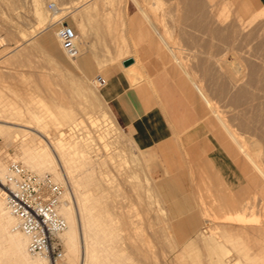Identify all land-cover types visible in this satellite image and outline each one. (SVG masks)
<instances>
[{
  "label": "rangeland",
  "instance_id": "rangeland-1",
  "mask_svg": "<svg viewBox=\"0 0 264 264\" xmlns=\"http://www.w3.org/2000/svg\"><path fill=\"white\" fill-rule=\"evenodd\" d=\"M32 1L0 0V123L21 122L18 117H22L21 114L27 116L25 113L30 110L37 112V120L45 113L42 116L44 122L42 119L39 121L43 123L39 128L43 131L48 128L56 142L60 137L55 132V124L66 127L75 113L89 131L93 127H104H100L104 129L102 138L96 137L100 131L89 133H94L95 140L102 144L99 150L102 161L93 162L94 173L100 177L106 174L110 188L105 190V194L110 196L109 199L116 198V203L122 205L117 208L116 204V213L132 214L136 233L144 232L141 238L145 243L142 239L140 243L148 253V256H139L131 252L129 243L124 241V247L130 248L127 250L125 247L124 251L129 263L264 264V234L253 230L264 220V179L248 159L233 157L232 153L240 152V149L208 108L209 103L220 104L218 107L229 118L227 121H235L232 124L241 131L244 129L242 135L247 138L248 129L247 132L243 127L240 129L239 120L244 113L249 117L250 112L246 109L243 112L244 100L234 105L231 102L234 91L228 92L225 73L229 65L232 67L244 62L241 57H245L248 49L257 53L263 50L261 53L264 54V33H258L260 27H264V18H257L244 30L241 28L257 15L264 6V0H43L46 10L42 14L35 13ZM49 2L57 3L60 8L55 17V11L48 7ZM144 9L146 15L142 12ZM59 19L68 21L79 33L81 54L76 58L67 55L56 35ZM137 29L146 31L148 35H132ZM46 35H49L48 40L44 39ZM132 38L135 41L130 42ZM150 38L164 48L169 59L167 68L185 94H182L183 102L190 112L197 114L194 116L196 121L187 129L172 128L169 137L156 141L148 139V145L143 146L136 131L122 123L106 98L103 86L107 84L111 71L123 68L121 61L131 54V43L137 48L138 43H152ZM170 45L174 46V54L178 51L179 59L182 57V63L193 76L182 69L177 62L178 56L174 57L169 49ZM84 55L89 56L88 61H83ZM135 56L138 60L137 52ZM126 69L136 75L131 73L133 83L144 78L135 64ZM97 75L105 78L103 86L96 85ZM222 85L223 93L219 95L217 92ZM10 115L13 120H10ZM93 119L99 123L92 122L95 121ZM17 125L10 129H18ZM258 125L254 124L259 128ZM112 135L118 136L115 143L111 142ZM23 138L28 144L44 143L41 138L31 135ZM3 139L0 136V159L5 167L10 160L26 164L22 158V139ZM206 141L214 146L206 144ZM263 150L259 154L261 161L264 160ZM78 160L76 154L74 159L67 161L66 164L71 163L65 164V168L70 167L63 169L62 174L65 175L66 188L71 192L76 214L80 217L71 183V178L81 176ZM26 166L29 167L28 164Z\"/></svg>",
  "mask_w": 264,
  "mask_h": 264
},
{
  "label": "bare ground",
  "instance_id": "bare-ground-1",
  "mask_svg": "<svg viewBox=\"0 0 264 264\" xmlns=\"http://www.w3.org/2000/svg\"><path fill=\"white\" fill-rule=\"evenodd\" d=\"M42 1L43 0H33L32 1L31 5L34 8L35 13L42 14V11L46 10V9L43 8V3L44 2H42ZM135 2H137V1L135 0ZM139 4H141V3H139ZM138 7H139V5H138ZM59 9L60 8L58 7V9L55 10L56 14L54 15V17L57 15V12H59ZM145 11H146L145 9L142 10V12H144V14L146 15ZM256 14L257 15H255L253 18H251V20L249 22H247V24H242L241 28L243 30L246 27H248V25L250 23L254 22L257 18H264V6L262 8H260V10ZM74 16H76V15L74 14ZM146 17L148 18L149 16H146ZM52 18H53V16H52ZM77 19H78V17H77ZM150 21H151V19H150ZM43 22H44V20H43ZM263 25H264V23H263ZM262 27H260L261 30H260V32H258L259 34H263L264 33V27L263 28ZM258 28H259V26H258ZM257 30H259V29H257ZM191 31H192V29H191ZM159 32H161V31H159ZM238 33H240V32H238ZM256 33H257V31H256ZM48 38H49V35L44 36L45 40H48ZM200 41H202V40H200ZM167 44H168V42H167ZM168 47L173 53L174 50L172 49V47H174V46L171 47V45H170ZM261 51H263V50H261ZM261 51H260V53H261ZM177 52H176V54L173 53L174 57L178 56ZM242 53H245V51L242 52ZM260 53L259 52L258 53L257 52H253L252 49L251 50L248 49L246 51V55H244L245 56L244 58L241 57V55H240L242 60L244 59V62L242 64L241 63L238 64L237 66L234 65L232 67H229L230 66L229 65L228 68H227L228 70L226 69L227 71L225 73L227 75L226 77H228V89H229L228 92H230V90H231V92L234 91L233 97L231 96L233 99L230 97V99H232L231 102L234 105V103L238 104V102L244 100L245 102L244 101L243 102H244L245 108H243L244 106L242 107V109H244L243 112H245V109L250 112L249 117L246 116L247 114L245 115V113H244V115L242 116V118L240 120H239V118L238 119L236 118L237 120H239V125L241 126L240 129H242V127H243V128L246 129L245 130L246 132H247V129H248L247 138H245L242 135L244 129H242V131H241V130L238 129L239 127L236 128L234 126V124H232L235 121L234 122L231 121L232 123H229L230 122L229 120H228L229 122L227 121V119H229V118H226L223 110L218 107L220 105L219 103H218L219 105H216L214 103L213 104L209 103L208 108L210 109L211 113H213L217 117V119L219 120L220 124L222 126H224V128L227 130L228 134L231 137L230 139H232L234 141V143L240 149V152L232 153L233 157H234V155H236V156H238V159L240 157H244V159H248V161L253 165V167L256 169V171H258L260 176L264 179V164L262 163L264 160L261 161V159L259 158L260 157L259 154L260 155L262 154V152H261L263 150L262 147L264 148V54H262L263 52L261 54ZM231 54H233V53H231ZM235 54H236V56H238V54L236 52H235ZM187 58H189V57L187 56ZM177 60H178L177 62H180V66H182V69L186 71V74H189L190 71L187 70V68L185 66L186 64L182 63V60H183L182 57H181V59H179V56H178ZM186 60H188V59H186ZM239 60L242 61L241 59H239ZM240 61H237V62H240ZM96 78H95L96 85L99 86V84L96 81ZM105 82H106V80H105ZM199 86H198V88H199ZM200 90H202V88H200ZM201 92L203 93V91H201ZM217 93L219 95H222V93H223V85L219 88ZM226 94H228V93H226ZM40 100H41V98H40ZM207 101H208V99H207ZM32 109H34V108H32ZM240 110H238V111H240ZM238 111L236 113H239ZM19 112L21 113V111H19ZM35 112L33 110L32 111L30 110L28 112V114L25 113L27 116L21 114L22 117H20V116L18 117V120L20 119L21 122H18V123H15L14 121H5L6 120L5 119L4 120L5 122L3 121L4 123H0V136L4 137V139H6L8 141H9L10 138H13L14 140H17L18 138L19 139L21 138L22 139L21 141H23V140L25 141L26 138H23L24 135H31V136H33L35 138H41L42 140H44V143H42L43 145H36V144H31V143L28 144V143H26L24 141L21 142L23 144V148H24V151H22L23 152L22 158H23L24 162L26 164H28V166L30 167V168L28 167L29 169H31V170L37 169V171H40V173L35 171V170H33V171H35V172H37L39 174H43L44 171H45L44 173L49 172V173L53 174L54 178L57 181L61 182V183H64V176L65 175L63 176V174H62L63 169L67 170L70 167L69 166L68 168H65L66 162L71 160V159H74V156H76V154L79 156V160L78 161H79V165H80L79 168H81L80 169L81 170L80 171L81 172V176L78 177V178H74V177L71 178V181H72L71 183H72V188L74 189V193H75L76 200H77V203H78V210H79L80 217H78L77 214H76V210H75V207L73 205V200H72L71 195H70L71 192H69L68 189L66 188L65 189V193H64V197H63V204H62V206L60 208V211H61L62 215L65 217V219L67 221L66 229L64 230V232H62L60 234V238H61V240L63 242V245L66 248V253L64 254V258L60 262H58V264H131V261L129 263V261H127V257L124 255V254L127 253V252L124 253L125 247H126V246L124 247V245H123L124 241H127L129 243L130 248L132 249L131 252H134V253H136L139 256H148L147 255L148 254L147 253V249H145V247H143L142 244L140 243L141 239L143 238V237L141 238V236H144V234L142 235V233H144V232H142L141 234H137L136 233V229H135L136 225H133V220L131 219L133 216H131L132 215L131 213H130L131 214L130 215V214H118V213L115 212L114 209H117L119 204L116 203L117 202L116 198L115 199H109L108 197H110V196L105 194V190H108L110 188V187L108 188V183H106V179H107V178H105L106 174H105V176L100 177V176H98V175H96L94 173L93 162L98 160L97 162L101 163V161H102L101 158L99 159V157H100L99 150H100V147H102V144L100 145V142L95 140V139H97L99 137L102 138V135L104 133V129L103 130H101V129L104 128V127L103 126H100L102 128H100L99 126L93 127L94 123H97L96 120H99V119L98 118L96 120L93 119L95 121H92V122H94L93 126H91V127H93L92 131L87 130L88 128H86V127H84L82 125V118L80 119V116L75 118V119H73L71 122H69L66 125V127L57 126V124H55V121H54L53 124L56 125L55 132L57 131V133H58V135L60 137L59 140L56 142V141L53 140V137L51 136L52 132H49L48 128H47V130L45 129L44 131L41 128H39V124L44 122V120L42 119V116L45 113L42 112L43 114L40 117L43 120L42 121L41 119L40 120L36 119L35 114L37 115V112L36 113ZM240 112H242V110ZM243 112L241 114H243ZM238 115H239V117L241 116L240 113ZM238 115H237V117H238ZM7 116H8V111H7ZM3 117H5V116H3ZM10 118H11L10 120L14 119L13 117H11V115H10ZM39 121H42V122H39ZM47 121H49V120L47 119ZM57 121H58L57 123H60L58 119H57ZM111 121H114V120H111ZM22 122H24V123H22ZM237 123H235V124H237ZM257 123H259V125H258L259 128L255 127L257 125L254 126V124H257ZM15 124L22 125L24 127H21V126L18 127V125H17L16 128H18V129H14L12 131L10 128L13 127V126L15 127ZM32 124H35V126L32 127L31 126ZM53 124H52V126H53ZM113 125H114V123H113ZM43 127H45V126L43 125ZM47 127H50V126H48V124H47ZM91 127H90V130H91ZM93 130L100 131V133H99L100 135L99 134H97L98 136L96 135L97 138L95 136H94L95 138L93 137V135L96 134V132L93 131ZM251 130H253V131H251ZM256 130H258L259 133H257ZM117 131L118 130L116 129V132ZM91 132H94L95 134L93 133V135H90L89 133H91ZM112 136H113V138L111 139V142L115 143V139L118 136H114V135H112ZM112 136H110V138ZM4 139H3V141H4ZM203 139H204V137H203ZM55 140H56V138H55ZM8 141H6V142H8ZM27 141H28V139H27ZM107 143L105 145L104 144L103 145L107 146ZM193 144L195 145V143H193ZM206 144L211 145L212 143L209 144L206 141ZM108 145H109V143H108ZM65 146L69 149L68 151H66ZM104 146H103V148H105ZM192 148H193V146H192ZM121 154H122V152H121ZM2 161L3 160L0 159V178H4L6 173H7V171H8V165L6 166L7 167L6 168L5 165H4V162H2ZM10 161H17V160H10ZM26 164H24V165H26ZM114 164H115V162H114ZM74 167H75V164H74ZM71 169H72V167H71ZM75 169H73V170H75ZM117 170H119V169H117ZM68 171H67V173H68ZM121 172H123V170ZM77 174L79 175V173H77ZM130 179H132V178L130 177ZM248 181H250V180H248ZM109 182H110V179H109ZM130 182L132 183L134 181H130ZM141 185H142V183H141ZM139 190H141V189H139ZM146 191H148V190H146ZM110 192H112V191H110ZM120 195H121V193H120ZM117 197H119V196H117ZM253 199L254 198H252V200ZM124 200H125V198H124ZM118 201H119L118 203H121L120 200H118ZM125 202H127V201H125ZM122 203H123V201H122ZM116 204H117V206H116ZM127 204H130V203L128 202ZM245 205H247V204H245ZM115 206L117 208H115ZM121 206L122 205H120L119 207H121ZM126 206L127 205H125L124 207H126ZM251 206H249V207H251ZM252 208H248V209H252ZM244 209H245V207H244ZM241 211L244 212V210H241ZM263 212H264V210H263ZM247 215H249V214H246V216ZM263 221H262V225H260L258 227H253V230L257 231V233H258V231H260V232H262V234H264V223H263ZM15 224H16V219L10 213V211L8 210V208L6 206V202H5L3 193H2V188L0 186V264H48V261H47V259L45 257L39 256V255H31L28 252V250H27L28 238L20 230L15 228ZM229 227H230V225H229ZM230 228L234 230V227L233 228L230 227ZM123 231H125L126 233L125 232L123 233ZM158 233H159V231H158ZM160 233H161V231H160ZM146 237H144V238H146ZM82 239H83V242H82ZM143 240L144 239H142V241ZM127 242H125V245H126ZM146 248H147V246H146ZM126 249H127V247H126ZM129 249H127V250H129ZM221 249H223V248H221ZM246 261H248V260H246ZM146 264H148V263H146ZM235 264H236V262H235Z\"/></svg>",
  "mask_w": 264,
  "mask_h": 264
},
{
  "label": "crops",
  "instance_id": "crops-1",
  "mask_svg": "<svg viewBox=\"0 0 264 264\" xmlns=\"http://www.w3.org/2000/svg\"><path fill=\"white\" fill-rule=\"evenodd\" d=\"M140 33L148 35L140 29L132 35ZM150 39L152 43H138L137 48L131 43V54L121 61L123 65L124 60L132 58L133 63L130 65L135 64L144 78L139 83H133V72L126 69L130 65H123L122 69L110 72L108 82L103 86L106 98L110 100L122 123L136 131L143 146L148 145V139L156 141L169 137L172 128L187 129L196 121L194 116L197 114L190 112L188 105L183 102L184 92L167 68L169 59L164 48L154 38ZM133 40L135 38L130 39V42ZM88 60L89 56L84 55L83 61ZM77 117L75 113L71 121Z\"/></svg>",
  "mask_w": 264,
  "mask_h": 264
},
{
  "label": "built area",
  "instance_id": "built-area-1",
  "mask_svg": "<svg viewBox=\"0 0 264 264\" xmlns=\"http://www.w3.org/2000/svg\"><path fill=\"white\" fill-rule=\"evenodd\" d=\"M48 7L52 11L58 9L55 2H49ZM56 35L69 57L81 54L79 33L68 21L58 20ZM96 81L102 86L105 78L98 75ZM0 186L6 206L16 219L15 228L28 238V252L45 257L48 264H58L64 258L60 234L66 229L67 221L60 208L66 184L50 173L39 174L22 162L9 161Z\"/></svg>",
  "mask_w": 264,
  "mask_h": 264
},
{
  "label": "water",
  "instance_id": "water-1",
  "mask_svg": "<svg viewBox=\"0 0 264 264\" xmlns=\"http://www.w3.org/2000/svg\"><path fill=\"white\" fill-rule=\"evenodd\" d=\"M131 63H133V59L132 58H128V59H126V60L123 61V65H125V66H128Z\"/></svg>",
  "mask_w": 264,
  "mask_h": 264
}]
</instances>
